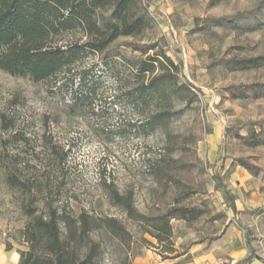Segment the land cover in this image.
I'll return each instance as SVG.
<instances>
[{"label": "rangeland", "instance_id": "374dc122", "mask_svg": "<svg viewBox=\"0 0 264 264\" xmlns=\"http://www.w3.org/2000/svg\"><path fill=\"white\" fill-rule=\"evenodd\" d=\"M139 2L148 7L150 26L87 58L83 83L76 79L68 89H57L59 84L34 83L0 69V247L13 246L5 250L7 264H13V252L27 247L23 206L31 201L10 187L13 173L68 202L76 213L115 217L125 225L136 240L129 261L117 245H108L101 264H264V147L247 146L239 137L264 129V98L232 99L224 91L264 83V68L229 71L219 65L224 59L264 57V0ZM164 56L177 66L178 81L193 86L199 99L163 130L137 132L130 125L141 124L148 111L129 94L161 71L144 75L140 67ZM78 99L85 105H76ZM183 107L177 103L175 109ZM199 118L196 130L203 138L178 161V181L165 197L151 162L188 135ZM173 156L179 159L181 153ZM240 159L263 171L254 176ZM112 183L121 193L132 192L143 214L184 198L180 205L198 208L203 216L193 223L172 220L166 249L112 204L106 192ZM227 193L236 210L229 208Z\"/></svg>", "mask_w": 264, "mask_h": 264}, {"label": "trees", "instance_id": "16d2710c", "mask_svg": "<svg viewBox=\"0 0 264 264\" xmlns=\"http://www.w3.org/2000/svg\"><path fill=\"white\" fill-rule=\"evenodd\" d=\"M263 7L264 2L260 10ZM148 11L139 0H0V69L34 83L53 82L56 87L59 84L57 89H68L76 79L81 83L85 80L87 58L105 52L120 37L142 34L150 26ZM219 65L229 71L260 69L264 68V57L224 59ZM157 68H161L160 73L141 82L129 94L137 106L148 111L141 124L130 126L148 135L163 130L167 123L192 109L199 99L193 86L178 81L173 72L177 66L167 56L145 62L139 72L154 74ZM224 91L232 99H263L264 83L231 85ZM80 102L84 100L75 103ZM177 103L184 107L176 110ZM201 125L199 118L188 135L178 137L164 154L152 160L151 175L162 186L165 197L178 181V161L187 158L193 152V145L202 140L203 133L196 130ZM239 137L247 146L264 147V129H253ZM176 151L181 153V158H174ZM238 162L254 176L263 171L247 160ZM7 181L13 190L31 199L23 206L28 222L22 237L27 247L18 252V264H101L108 245H117L123 261H129L136 240L117 218L86 211L76 213L68 202L47 191L44 194L43 187L28 185L15 173ZM106 192L112 204L166 249L173 235L172 220L193 223L203 216L198 208L180 205L184 198L149 216L137 209L132 192L121 193L114 183L107 186ZM226 201L229 208L236 210L228 193ZM141 241L148 243L145 238ZM6 250H13L9 242ZM249 261L251 258L245 262Z\"/></svg>", "mask_w": 264, "mask_h": 264}, {"label": "crops", "instance_id": "0c3cea01", "mask_svg": "<svg viewBox=\"0 0 264 264\" xmlns=\"http://www.w3.org/2000/svg\"><path fill=\"white\" fill-rule=\"evenodd\" d=\"M6 250V247L5 246H1L0 247V255H1V258H2V261H3V264H7V261H8V255L7 253L5 252ZM11 262L13 264H18L19 263V260H20V257H19V254L17 252H13L11 254V258H10Z\"/></svg>", "mask_w": 264, "mask_h": 264}, {"label": "built area", "instance_id": "2783aa9c", "mask_svg": "<svg viewBox=\"0 0 264 264\" xmlns=\"http://www.w3.org/2000/svg\"><path fill=\"white\" fill-rule=\"evenodd\" d=\"M231 264H239L237 261H232Z\"/></svg>", "mask_w": 264, "mask_h": 264}]
</instances>
